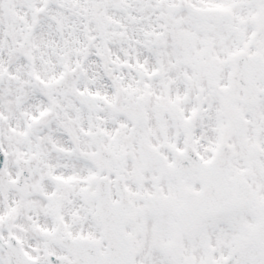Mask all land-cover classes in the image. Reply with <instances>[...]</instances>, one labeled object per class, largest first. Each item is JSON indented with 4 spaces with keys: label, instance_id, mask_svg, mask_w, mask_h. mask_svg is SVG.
Listing matches in <instances>:
<instances>
[{
    "label": "snow or ice",
    "instance_id": "1",
    "mask_svg": "<svg viewBox=\"0 0 264 264\" xmlns=\"http://www.w3.org/2000/svg\"><path fill=\"white\" fill-rule=\"evenodd\" d=\"M0 264H264V0H0Z\"/></svg>",
    "mask_w": 264,
    "mask_h": 264
}]
</instances>
